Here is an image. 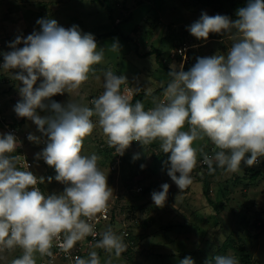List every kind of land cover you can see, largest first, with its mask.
Returning <instances> with one entry per match:
<instances>
[{"label":"clouds","instance_id":"obj_1","mask_svg":"<svg viewBox=\"0 0 264 264\" xmlns=\"http://www.w3.org/2000/svg\"><path fill=\"white\" fill-rule=\"evenodd\" d=\"M36 23L38 31L17 35L8 43L11 50L0 52V70L10 71L20 82V99L13 111L32 121L41 133L27 135L30 142L45 145L34 159L54 169L55 176L48 177V182L55 179L65 187L61 193L45 195L38 186L45 178L29 170L27 162L23 170L18 168L20 157L11 155L20 146L17 137L0 133V253L22 250L11 264H36L37 253L51 256L53 241L68 253L78 241L97 235L91 221L106 213L113 196L107 174L98 167L99 157L82 154L84 138L97 127L119 155L133 141L142 145L159 141L162 152L168 154L162 164L180 190L192 183L191 173L197 166L193 143L198 139L207 137L218 149L212 156L203 154L210 172L215 171L214 164L236 172L242 164L251 167L264 158V0H247L234 19L201 11L186 30L197 40H207L210 33L227 35L230 47L226 54L197 57L188 70L183 62L171 65L163 99L147 110L140 100L132 102L130 90L122 92L127 77L111 70L104 72L103 92L91 106L51 99L57 94H78L93 65L102 62L105 48L77 25L65 28L44 18ZM111 48L119 50L118 42ZM45 111L49 114H40ZM137 158L139 154L133 156ZM168 190L169 184L163 183L151 193L155 206L164 207ZM100 236L94 248L117 257L125 251L123 237L111 228ZM74 264L101 262L92 250L86 257L75 258ZM179 264L195 262L187 255ZM205 264L239 262L232 255H215Z\"/></svg>","mask_w":264,"mask_h":264},{"label":"rangeland","instance_id":"obj_2","mask_svg":"<svg viewBox=\"0 0 264 264\" xmlns=\"http://www.w3.org/2000/svg\"><path fill=\"white\" fill-rule=\"evenodd\" d=\"M235 1L239 2L238 8L245 6L247 2V0ZM104 4L105 2H100V0H0V44L5 45L4 52L10 51L8 43L17 35L26 36L33 29L37 31L40 29V25L36 23L40 18L54 19L58 25L65 28L77 25L82 32L92 33L94 36L112 32L110 36L96 40L98 47L105 48L104 58L100 64L93 65L94 71L89 73L88 80L78 89V94H72L69 97L66 93L57 94L51 98L55 97L61 103L72 99L90 106L93 98L91 95H95L103 88V74L108 70L115 72L118 76H126L128 81L125 85L129 87H132L131 82L133 83L139 72L142 74L138 81L148 90L157 87L160 82L163 83L164 81L161 80L154 82L150 74H147L151 72H149L150 66L152 69L156 66L154 58L149 55L146 58L139 57L134 53V48L140 45L142 50L150 46L169 51L175 49V46L180 45L184 39L177 36L175 32L180 29L181 25L185 27L190 25L199 18L203 11L199 8H186L181 0H117L114 3V18L111 20ZM170 26H172V31L175 30L172 35L168 29ZM143 34H145V42L141 40ZM121 35H129L132 38L125 41ZM186 36L192 37L188 31ZM113 42H118L119 50H112ZM231 43L232 40L229 38L201 40L199 45L202 47L198 52L201 57L216 53L226 54ZM22 46V44L18 45V47ZM4 81L2 89L10 90L1 98L5 114L21 119L13 111V106L20 99L18 94L20 82L12 78L10 71L6 72ZM139 100L144 106L155 103V100L147 97ZM40 114L49 113L41 112ZM95 119L96 117H93V120ZM187 128L186 124L184 130ZM20 130L26 134L41 135L36 125L27 119ZM0 133H5L1 126ZM105 139L99 127L95 128L90 136L84 138L82 154L95 153L99 157L98 167L107 174V183L113 189V198L123 192L122 188L126 190L129 183L133 184L132 189L140 186V178L145 179V184L157 182L158 185L148 193L145 199L135 197L136 199L132 201V203L135 202L133 203L134 212L138 221L142 218H153V222L149 223L146 228L131 225V235L133 237L138 235L137 238L142 236L141 240L128 241L124 236L127 223L135 221L123 219L127 214L122 212L121 215H117L119 217L116 216L112 229L123 237L127 251L125 249L117 257L114 253L101 248L91 249V251L100 252L101 264H179V261L187 255L194 259L195 264L213 255H232L239 264H245L240 258L239 248H243L249 254L253 264H264V218L263 222L257 221V216L261 218L264 212V162L262 158L259 164L251 166L259 170V175L255 179L249 176L248 170L251 167L242 164L238 171L226 170L223 175L210 180L209 197L214 203L224 204L223 209L217 210L213 204L208 202L206 196L202 195V181H196L191 185L192 192H186L187 188L180 190L167 175V170L162 164V161L167 160V156L163 158L157 156L160 152L157 148H152L150 144L138 145L139 148L131 145L127 153L128 163L122 165L121 169L116 168L115 171H111L103 157L105 154L103 148L107 146ZM20 143L23 145L30 169L34 174L44 177L45 182L48 177L55 176L52 167H45L42 160L37 162L34 159V154L43 148L41 143L30 142L26 135L21 137ZM210 146L216 148L206 137L194 141L193 147L197 150V166L201 150L203 147ZM135 154H139V158L134 160ZM142 164L145 165L143 169L140 167ZM195 168L191 173L193 176L197 170ZM197 171L201 172L200 169ZM46 183L45 190L48 193L56 190L61 192L60 188L64 187L55 179ZM163 183L169 184V190L165 205L161 208L154 205L151 193L154 190L159 191ZM124 200L121 203H124ZM165 224H172V228L161 230L160 227ZM148 234L150 236L146 237ZM143 236L146 238L143 239ZM223 244L225 247L221 248ZM21 252L19 248L5 250L0 253V264H11V261L21 255ZM40 259L41 256L37 253L36 264H39ZM52 264L67 263L62 259H55Z\"/></svg>","mask_w":264,"mask_h":264},{"label":"trees","instance_id":"obj_3","mask_svg":"<svg viewBox=\"0 0 264 264\" xmlns=\"http://www.w3.org/2000/svg\"><path fill=\"white\" fill-rule=\"evenodd\" d=\"M93 1H96V0H93ZM101 1L105 2L104 5L106 6V9L109 12V18L112 20L114 18L113 12L115 10L114 3L117 0H100V2ZM181 1L185 3L186 8L187 7L199 8V10H203V11L208 10V12L206 11L208 13V15L224 14V15H228L229 17H231L233 19L235 18V9H238V5H239V2H237L235 0H181ZM124 2H126V1H124ZM171 27L172 26L168 27V29L170 31L169 32L170 35H172L175 32V30L172 31ZM145 33H146V31H145ZM175 33H177L176 34L177 36L182 37L184 39L180 45H176L175 49H172L170 51L165 50V49H159V48H156L153 46H150V47L143 49V50L141 49L140 45H137L134 48V53L137 56L146 58L149 55V56H152V58H154L156 66L154 69H152V67L150 66L149 72L150 71L151 72L147 73V74H150L152 79H154V82L155 81L159 82V80L164 81L163 83L160 82V84L157 87H153L151 89L152 91H151L150 95L147 94L148 89L142 87L143 84L140 83V81H138V78H140V76L142 74L141 72H139L138 76L135 77L137 80L135 79L133 81V83L131 82L132 87L126 86L125 83L121 85L122 91L124 90L125 87L130 88V90L132 92V102L133 103H135V101H137L139 99H142L143 97H147V98L155 100L154 104H150V105L146 104L145 105L146 110L154 107L155 104L158 103L161 100V98H163L164 90H165L167 84L170 82V79H171V77L168 75V72L170 71L171 65H173V64L179 65L181 62H183L184 70H188V68H190L195 63L196 58L201 57L200 53L198 52V51H200V48L202 47L201 45H199L201 43V40H197L194 36H192V37L186 36L187 30H186V27L183 25H181L180 29ZM111 34H113V33L107 32V33H102V34H100L98 36H94V37L96 40H99L103 37H108ZM134 37H137V36H134ZM121 38L125 41H128L132 37H130L129 35H127V36L121 35ZM190 38H192V40ZM213 38H215V39H219V38L228 39L229 38L230 39V37L227 35L210 33L207 40L213 39ZM142 39L144 42L146 41L145 40V34H143V36H141V40ZM192 45H194V47H191ZM195 45H197L198 47H196ZM183 46H188L189 48L187 49L186 52L185 51L183 53L178 52V49H181ZM5 49H6L5 45L0 44V52H4ZM0 60H3L2 56H0ZM145 61H147V60H145ZM147 63L149 64L150 62H147ZM4 71L5 70H0V102H1V113L3 116V121L1 122V120H0V126L5 131V133H8V132L4 128V125H3L4 123H8L11 127L18 129V132H19L18 136L21 139V137L25 136V132L21 131L20 129H21V126L23 125L26 118L20 119V118H16L13 115L7 116L5 114L4 105L2 103L1 98L5 95V93H8L10 90H8L7 88L2 89V85L5 83V81H4L5 80V74L7 72V71L6 72H4ZM133 86L139 87L141 90L139 92H136L135 91L136 88ZM102 92H103V88L98 90L95 95L92 94L91 97L96 98L97 96L102 94ZM14 97H15V95L13 96V98ZM93 98H92V100H93ZM53 100L57 101V99L55 97L53 98ZM105 140H103V141H105ZM159 144H160L159 141H154L153 143L150 144V146L154 149L155 148L158 149V151L160 153L157 156H159L161 158H163L164 156H168V154L162 152V150L159 147ZM131 145L133 147L134 146L138 147V145H142V144L138 141H133V142H131ZM212 147L213 146H210L208 148L203 147V149L201 150L202 152L200 153L199 161L203 159V154H208V155L212 156L214 154V152L218 150V149L212 148ZM19 148L20 147H18L16 149V151H20V152L24 151V148H23V150H21ZM128 149H129V147L124 151V154L121 155V164H120L119 169H121L122 165L128 163V161H127L128 154L127 153H129V151H130ZM103 150L105 152L103 157L105 158L106 162L108 163V166L111 168V165L114 162V155H113L114 147H110L107 143V146L104 147ZM24 153H25V151H24ZM13 154L14 153H12L11 155H13ZM262 161L264 162V158H262ZM44 165H45V167H48V165H46V164H44ZM213 167L215 168V171L210 172L208 169V166L206 164H200L199 163L195 169H197V170L200 169L201 174L196 170V173L194 174L195 176L191 175V176H193L192 183L187 187L186 192H190V191L192 192L193 188L191 187V185L194 184V182L202 181V191H201L202 195L203 196L205 195L206 198L208 199V202L213 204L215 206V208L218 210L220 208L223 209L224 204L223 203L222 204L221 203H214L212 201V199L209 197V187H210L209 184H210L211 179L218 177L220 175H223L225 173L226 169L217 167L215 164L213 165ZM248 172H249V176L252 179L257 178V176L259 175V170H255L252 167L249 168ZM233 177L235 179V176H233ZM123 180L125 181V178ZM144 180H145L144 178H140L139 179L140 183L137 181V183L141 184L140 186L138 185L135 187V188L140 187L139 191H136L135 188L132 189L131 187H134V186H133V184L129 183L126 186L127 187L126 190L122 188L123 192H121L120 194L118 193V195L115 198L111 197L110 201H112V200L113 201L110 205L109 219L105 218L104 222H103V226L105 227L104 230H106L107 228L112 229V223L116 220L117 217H119L117 215H121V213L124 212L127 215L123 219H125L126 221H128V220H134L135 221L133 223L130 221L127 223L128 225H127L126 230H129V231L127 232V235L124 234V236L128 239V241L132 240L135 242V240H137V239H139L137 241L141 240L142 236H140L141 238L140 237L137 238L138 235H135L134 237H133V235H131V233H130V230L132 229L131 225L146 228V227H148L149 223L153 222V218H149V217L145 218V219L142 218L138 221L136 219L137 217H136V214L134 212L135 206L133 203H135V202L132 203V201H134L135 197L137 199H145L146 196L148 195V193L151 190H153V188L157 187V185H158L157 182H151V183L145 184ZM46 182H44L43 184H40L44 189H45L46 184H47ZM64 187H65V185H64ZM64 187L62 186V188H60L62 192H63ZM52 193H54V192H52ZM127 197L129 198L128 201H127ZM122 200H124V203H121ZM263 218H264V212L262 213L261 218L257 216V221L263 222ZM120 221L122 222V220H120ZM187 224H188V222H187ZM255 224H256V222H255ZM168 228H172V224H170V225L165 224V226L160 227L161 230L162 229H168ZM149 236H150L149 234L146 235V237H149ZM146 237L143 236V239H145ZM225 242H227V241H225ZM224 247H225V245L223 244L221 248H224ZM91 249H94V246L89 247L85 251V253L82 255V257H86L87 254L91 251ZM239 249L241 250L240 258H242V260L245 262V264H253V262L250 259L249 254L246 251H244L243 248H239ZM126 251H127V249H126ZM97 253H98V256H100V252L98 251ZM213 256H211L209 259H211ZM206 260H208V259H205V261ZM205 261L200 260L199 262L198 261L197 262H198V264L199 263L205 264Z\"/></svg>","mask_w":264,"mask_h":264},{"label":"built area","instance_id":"obj_4","mask_svg":"<svg viewBox=\"0 0 264 264\" xmlns=\"http://www.w3.org/2000/svg\"><path fill=\"white\" fill-rule=\"evenodd\" d=\"M189 47L188 46H183L181 49H178V52H181V50H183V52L187 51ZM3 60H0V63H2ZM125 89H128L130 90V88L128 87H125ZM123 90V91H124ZM122 91V92H123ZM131 91V90H130ZM163 98H161L162 100ZM0 120L1 122L3 121V116H2V113H1V102H0ZM4 128L7 130L8 133H12L13 135H15L17 137V139L19 140V142L21 141L20 137L18 136L19 135V132H18V129L16 128H13L11 127L8 123H4ZM25 135H27L25 133ZM41 144L43 145V147L45 146L43 144V142H41ZM131 146V144H130ZM129 146V147H130ZM21 150H23V145H21L20 143V146H19ZM14 156H19L20 159L17 161V167L18 168H21V170H23V165L25 164V162L28 163V159L26 157V154L24 153V151H16V153L13 154ZM113 155H114V162L113 164L111 165V171H115L116 168L119 169L120 167V164H121V155L119 154H116V150L114 148L113 150ZM210 156V155H209ZM43 161V160H42ZM44 163V161H43ZM200 164H204L203 163V159L199 161ZM29 164V163H28ZM45 164V163H44ZM29 170H31L29 168ZM41 189V191L47 195V194H51V193H48L41 185H38ZM136 191H139L140 190V187H137L135 189ZM62 192V191H61ZM60 191L58 192L57 190L54 192V193H61ZM116 197V196H115ZM111 202H109L108 204V208H107V211L106 213H103V214H98L97 217L91 221L92 223H94L95 225V231L97 233V235L95 237L93 236H87L85 237L83 240L81 241H78L74 247L68 252V253H65L63 252L59 247H58V244L56 241H53V246L51 248V253L52 255L51 256H41V259L39 261V264H52V262L55 260V259H62L64 260L67 264H74V260L75 258L77 257H82V255L85 253V251L89 248V247H92L95 245L96 241H98L101 236L100 234L104 231V226H103V222H104V219H109V211H110V205H111ZM124 234L127 235V232L124 231Z\"/></svg>","mask_w":264,"mask_h":264}]
</instances>
